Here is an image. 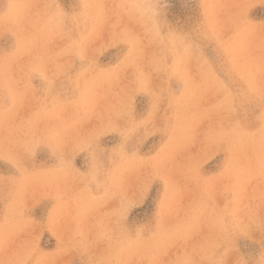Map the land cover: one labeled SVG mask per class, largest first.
Segmentation results:
<instances>
[{
	"label": "rangeland",
	"instance_id": "obj_1",
	"mask_svg": "<svg viewBox=\"0 0 264 264\" xmlns=\"http://www.w3.org/2000/svg\"><path fill=\"white\" fill-rule=\"evenodd\" d=\"M0 264H264V0H0Z\"/></svg>",
	"mask_w": 264,
	"mask_h": 264
}]
</instances>
